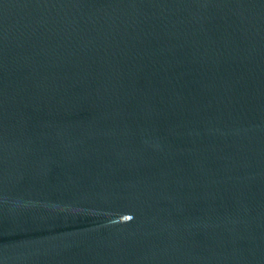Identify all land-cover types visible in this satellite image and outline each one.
Returning a JSON list of instances; mask_svg holds the SVG:
<instances>
[{"label":"water","instance_id":"1","mask_svg":"<svg viewBox=\"0 0 264 264\" xmlns=\"http://www.w3.org/2000/svg\"><path fill=\"white\" fill-rule=\"evenodd\" d=\"M0 264H264V0H0Z\"/></svg>","mask_w":264,"mask_h":264}]
</instances>
